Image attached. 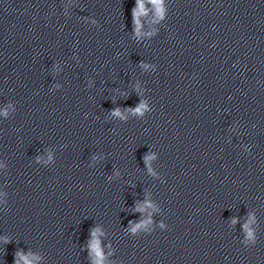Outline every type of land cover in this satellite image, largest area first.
Instances as JSON below:
<instances>
[{
  "label": "water",
  "instance_id": "obj_1",
  "mask_svg": "<svg viewBox=\"0 0 264 264\" xmlns=\"http://www.w3.org/2000/svg\"><path fill=\"white\" fill-rule=\"evenodd\" d=\"M0 264H264V0H0Z\"/></svg>",
  "mask_w": 264,
  "mask_h": 264
}]
</instances>
